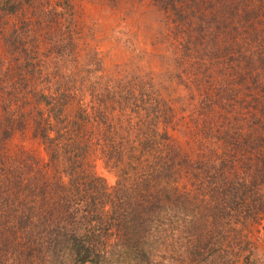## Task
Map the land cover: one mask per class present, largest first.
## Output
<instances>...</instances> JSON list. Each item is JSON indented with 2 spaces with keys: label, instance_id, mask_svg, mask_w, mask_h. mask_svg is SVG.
I'll use <instances>...</instances> for the list:
<instances>
[{
  "label": "trees",
  "instance_id": "obj_1",
  "mask_svg": "<svg viewBox=\"0 0 264 264\" xmlns=\"http://www.w3.org/2000/svg\"><path fill=\"white\" fill-rule=\"evenodd\" d=\"M151 1L165 14L172 35L163 49L179 68L109 88L138 118L141 130L127 140L77 133L95 126V105L70 84L40 87L26 48L17 76L0 67V264H156L163 246L178 242L180 264H264L256 236L264 228V0ZM34 3L0 0V15ZM76 101L77 113L63 118ZM191 107L189 120L181 116ZM180 121L198 146L176 138ZM64 122L73 134L52 135ZM29 127L50 164L14 143ZM98 148L126 166L112 191L88 169Z\"/></svg>",
  "mask_w": 264,
  "mask_h": 264
},
{
  "label": "rangeland",
  "instance_id": "obj_2",
  "mask_svg": "<svg viewBox=\"0 0 264 264\" xmlns=\"http://www.w3.org/2000/svg\"><path fill=\"white\" fill-rule=\"evenodd\" d=\"M152 5L151 0H35L33 5H26L13 16L0 15V31L5 34L4 37L8 36H0V54L4 57L0 67L6 70V66H9L17 76V70H20L17 62H25L23 54L18 53L26 48L27 56L37 65L32 80H36L40 87L47 90L54 84H70L75 92L79 89L77 98L80 102L95 105L93 108L99 112L95 126H86L85 131L77 133L95 142L105 141L115 133L127 140L130 134L141 130L138 118L133 107L121 111L118 99L112 97L115 90L110 92L109 88H128L135 82L147 85L151 78L159 80L171 75L170 67L179 68L176 54L163 49L168 45H163L162 41L172 35V31L169 32L166 27L165 14L153 9ZM20 31L26 32L23 33L26 43L18 44V55H13L14 43ZM75 56L77 60L80 57L78 61ZM77 111L76 101L68 106L63 118L67 112L74 115ZM185 111L180 114L189 120L193 107ZM101 114L109 116L108 123ZM186 117L185 122L189 126L193 122ZM53 122L57 124L56 120ZM67 123L55 127L58 132L61 130V134L52 135L59 138L66 133V137L73 134L70 128H65ZM109 123L114 125L111 130H108ZM186 124L180 121L176 125L177 130L173 131L185 147L189 146V141L194 142L193 133L189 129L187 132ZM142 128L145 129L143 125ZM32 132L31 127L25 132H18L14 143H24L43 158L44 164H50L46 146L41 140L33 138ZM87 159L91 174L95 178H103L104 185L112 191L126 166L123 163L115 164L100 148L90 153ZM94 183L101 186L98 180ZM260 228L261 225H258L256 236H260L259 252L260 257L264 258V228ZM165 248L163 246L162 257L156 264H177L178 261L180 264V252L185 246L178 242L176 250L169 252ZM224 264L233 263L229 261Z\"/></svg>",
  "mask_w": 264,
  "mask_h": 264
}]
</instances>
